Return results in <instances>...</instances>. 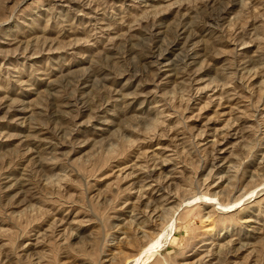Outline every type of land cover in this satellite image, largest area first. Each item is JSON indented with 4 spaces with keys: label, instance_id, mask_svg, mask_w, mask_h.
Here are the masks:
<instances>
[{
    "label": "rangeland",
    "instance_id": "obj_1",
    "mask_svg": "<svg viewBox=\"0 0 264 264\" xmlns=\"http://www.w3.org/2000/svg\"><path fill=\"white\" fill-rule=\"evenodd\" d=\"M0 264H264V0H0Z\"/></svg>",
    "mask_w": 264,
    "mask_h": 264
}]
</instances>
